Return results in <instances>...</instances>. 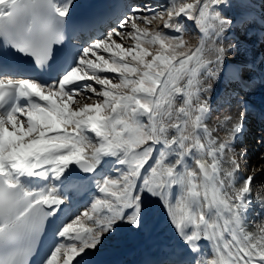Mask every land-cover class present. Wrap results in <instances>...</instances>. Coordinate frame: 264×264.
Masks as SVG:
<instances>
[{
  "label": "bare ground",
  "instance_id": "obj_1",
  "mask_svg": "<svg viewBox=\"0 0 264 264\" xmlns=\"http://www.w3.org/2000/svg\"><path fill=\"white\" fill-rule=\"evenodd\" d=\"M17 1V5H24L35 0ZM91 1L70 0L64 7L58 6L56 14L61 17L77 14L79 7H87ZM95 1L103 4L106 0ZM119 1L122 3V0ZM134 1L123 0L130 10L116 24L113 23V34L117 30L127 29L128 22H134L135 14L140 13L135 10ZM205 1L211 6L208 15L213 26L219 29L217 35L223 28L221 18L231 24L236 17H241L231 5V0ZM263 6V0L247 2L245 20H254L253 8L262 9ZM144 13L154 15L152 10ZM262 17L256 21L258 29L254 33L263 47ZM204 27L202 25L201 29ZM217 37L211 41L213 46L207 50L206 60L198 67L196 78L200 80V85L194 89V93L199 94L206 89L210 100L215 102L231 91L245 101L244 106L251 115L255 112L257 118L253 122L257 124L260 118L264 120V52L244 38L235 39L225 35L220 43ZM106 41L104 35L89 41L81 52L78 67L64 79L66 84L83 85L82 89L68 94L59 89L44 88L42 91L50 99L48 105L33 110L23 109L9 118L0 114V176L9 188L18 193L14 201L18 206L2 218L0 231L20 226L40 203L52 197L67 200L71 192L64 197L61 190L69 191L73 180L64 176V170L68 165L84 160L93 163L97 173L88 180L76 182L85 189L92 202L73 219L64 220L63 216L60 235L64 241L55 249L47 264H136L146 248L166 264L173 261L181 263L183 260H188L187 264H264V233L254 221L256 206L247 207V203L251 204L254 200V194L251 197L250 191L244 199L237 197V193L248 189L253 183L262 182L264 172L252 177L238 173L232 186L227 177V165L220 159L225 155L227 145L225 141H219L222 137L213 116L209 111H201L195 116V129L199 134L192 135V138L198 143V156L204 164L201 171L195 173L196 159L192 162L186 155L189 137L183 118L187 108L181 96L178 98L180 106L175 115V124L159 130L160 141L165 143V148L158 150V160L153 168L140 176L132 189L113 198L112 204L107 202L108 182L116 174L121 177L131 164L127 159L133 148L119 137L113 138L107 133L103 137V120L98 121V126H94L93 120L87 125L78 121L79 112L70 110L72 105L82 104L83 98L92 93L86 88L90 87L93 77L91 65L85 58L99 51ZM221 56L226 57L223 66ZM4 80L12 79H0V84ZM215 87L219 93L213 92ZM237 87L240 93L235 91ZM143 95L151 98L147 91ZM233 111L232 119L236 122L226 127L233 131L235 139L232 141L235 142L236 139L243 140L249 128L238 121L243 111ZM52 124L55 127H51ZM91 128L99 129L103 137L96 149L89 144L86 148L82 147L87 144V134ZM259 129L256 134L261 138V145H264V131ZM66 150L69 151L63 152ZM39 157L49 161L50 166L36 172L33 165ZM25 161L32 162L30 168L23 167ZM21 178L41 181L43 185L25 187L20 184ZM195 183L198 191L193 190ZM93 191L96 193L91 195ZM99 198L104 200L94 203ZM261 206L262 210L264 200ZM118 215L120 221H117ZM199 219L202 221L198 222ZM90 221L95 226L99 223L103 228L95 229ZM200 230L207 235L200 236L198 240L195 234Z\"/></svg>",
  "mask_w": 264,
  "mask_h": 264
},
{
  "label": "rangeland",
  "instance_id": "obj_2",
  "mask_svg": "<svg viewBox=\"0 0 264 264\" xmlns=\"http://www.w3.org/2000/svg\"><path fill=\"white\" fill-rule=\"evenodd\" d=\"M252 1L231 0V5L241 17H236L231 24L221 18L223 28L220 35H217L219 29L212 24L208 15L211 6L207 5L205 0H161L158 3L141 0L135 4V10L140 13L135 14L134 22L129 21L127 29L117 30L116 34L111 31L104 34L106 43L99 51L85 58L91 65L93 77L90 87L86 88L93 94L85 93L87 97L83 98L82 104L72 105L70 110L79 112L78 121L87 125L93 120L94 126H98V121L103 120V137L107 134L113 138L119 137L133 148L127 159L131 164L122 172L121 177H112L108 182L106 191L109 196L106 200L109 204L113 203V198L132 189L140 176L147 174L157 162L158 150L165 148V143L160 141L159 130L175 124L180 96L184 100V107L187 108L183 118V123H187L186 133L189 137L186 142V155L192 162L196 159L195 173L200 172L204 164L198 156V143L192 138V135L199 134L195 129V116L201 111H209L213 116L222 137L219 141H225L227 145L226 153L220 156V159L227 165V177L232 186L240 172L251 177L264 172V145L260 143V136L253 135V131H250L255 127L263 132L264 121L254 127L253 123L247 124L246 121L256 116L249 115V109L244 106L245 101L231 91H227L221 100L216 99L215 102L210 100L206 89H203L202 93H194V89L200 85L196 72L199 65L206 60L207 50L216 36L219 41H223L225 35L235 39L244 38L249 44L258 45L264 52L261 40L254 33L255 29H258L255 25L258 18L263 16L261 19L264 20V6L262 9L253 8L254 20L247 21L244 18L247 2ZM149 9L154 15L144 13ZM202 25L205 30L201 29ZM174 39L177 42H173ZM225 60L226 57L221 56L222 66ZM211 69L214 70V66ZM144 91H147L151 98L144 96ZM217 91L218 88L215 87L213 92ZM233 109L243 111L242 119L239 118L238 121L249 128L243 140L236 139L235 142L232 141L233 131L227 128L236 122L232 119ZM51 127H55V124ZM101 134L97 128L89 129L87 144L82 147H99L103 138ZM67 151L69 150L63 152ZM262 182L264 183V180ZM262 182L253 183L243 192L236 193L238 199H244L248 191L254 194L258 205L254 212V221L264 233V208L261 210V201L264 200ZM193 190H199L197 183L193 185ZM101 200L104 199L99 198L94 203ZM119 216L117 221L121 220ZM201 221L202 219L198 220ZM90 223L95 226V223ZM98 224L96 223L95 229H102L103 226ZM204 235L207 233L196 231L195 238L199 240L200 236Z\"/></svg>",
  "mask_w": 264,
  "mask_h": 264
},
{
  "label": "water",
  "instance_id": "obj_3",
  "mask_svg": "<svg viewBox=\"0 0 264 264\" xmlns=\"http://www.w3.org/2000/svg\"><path fill=\"white\" fill-rule=\"evenodd\" d=\"M48 162H45L43 158L39 159L37 161L36 168L39 169L42 166H48ZM97 171V167L88 162V161H78L71 165H69L66 169V175L71 176L76 179H88L90 178L95 172ZM53 204H60L62 205V202L58 199H56Z\"/></svg>",
  "mask_w": 264,
  "mask_h": 264
}]
</instances>
